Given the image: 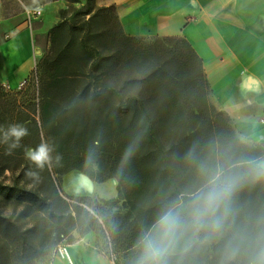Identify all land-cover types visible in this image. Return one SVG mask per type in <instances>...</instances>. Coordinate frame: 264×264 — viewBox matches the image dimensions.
I'll use <instances>...</instances> for the list:
<instances>
[{
	"label": "trees",
	"instance_id": "1",
	"mask_svg": "<svg viewBox=\"0 0 264 264\" xmlns=\"http://www.w3.org/2000/svg\"><path fill=\"white\" fill-rule=\"evenodd\" d=\"M92 1L86 0L88 8L83 15L89 17L83 20L84 22L80 24L81 26H72L61 21L50 30V45L37 62L36 69L31 76L37 70L41 73L40 95H42L40 97L47 99L48 103L52 102V98L60 95L65 96L66 106L60 108V118L61 115L68 114L71 115L68 119H71L72 116L82 111L78 110V102L81 98H85L89 106H84L82 109H90L97 112L99 116H105L104 118L115 126L113 128L118 138L121 135L123 139L126 138L128 145L135 144V149L140 151L138 155L139 163L147 161L153 167V173H149L147 177L137 180L141 187L148 191V197L145 198V201L139 198L138 189L134 186L131 187V191L134 192L133 195L123 197L119 178L112 176L119 181L118 201L124 200L127 202V207L131 213L128 215V221L126 222H124L126 217H123V221V218L118 216V214H114L112 217L106 218V220L111 224L110 228L112 234L117 238V243L122 246L131 244V247H133L139 225L146 216H150L152 211H154L156 199L166 191L179 187L189 180L190 175L187 170L183 167L178 168L175 166L173 155L179 151L182 153L181 155H184L187 148L199 136V133L196 132L191 135L183 134L175 142L170 143L168 148L163 145L157 129L165 121L159 110L160 107H163L164 102L160 101L161 105H159L158 94H162L163 90L180 87L183 90L180 93L185 95L188 93L186 96L189 97V101L194 106V109L198 111V115L204 114L203 118H205V121L212 119L215 115H208L206 110V107H208V105L206 106V101L209 102V89L202 61L184 38L154 37V41L158 44L156 51L163 58L161 60L162 63H158L155 67L152 65V67L142 72H134L127 76L126 79H123L125 64L119 63L117 55L105 56L98 47L90 44L88 42L91 34L90 30L101 12L112 11L114 22L118 25L126 41L140 43L142 38L124 35L114 6L94 10V7L91 6ZM106 17L108 19V16ZM104 19L106 18L104 17ZM151 50L153 51L154 48L142 45L138 51L147 57L151 54ZM68 59L80 61L82 66L77 65L71 70L68 66ZM167 65L171 67V70L166 71L168 70L165 68ZM83 67L86 69L90 68V70L102 69V74L108 81H103L97 88H92L90 84L76 80L75 77L81 75L80 69H84ZM136 83H144L150 90L154 89L149 100L137 99L134 98V94L131 96L126 94V89ZM172 93L177 94V92ZM54 107L58 106L54 105ZM211 109L216 113L217 110L214 105ZM218 114L223 113L218 110ZM43 115L44 121H46L49 116L47 108H44ZM174 121L178 122L179 125H185L182 115L176 117ZM12 123L15 122L11 116V110L2 109L0 111V127H7V125ZM110 123L108 122V124ZM28 127H33V129L28 130L29 134L25 138L30 137L35 139V142L26 143L22 140L20 142L21 146L12 150L11 154L8 152L7 145L0 142V150H4L9 157H20L25 155V148H35L39 145L41 143V133L38 127L34 124L27 126V129ZM45 130L48 137V142L47 140L45 142L54 148L52 156L55 158L59 151L55 147L56 145L51 144L49 141L53 130L47 124L43 125V131L45 132ZM117 142L119 141L116 140L114 144L116 145ZM246 150L252 155L264 154V150L258 147L247 145ZM52 163V170L55 174H63L72 169L83 171L81 168L60 170L54 160ZM83 172L93 180L98 181L85 171ZM45 173L44 190H40L37 185L34 186L32 181L20 183L17 179H14L11 184L0 182V197L6 201L32 206L48 220H54L62 216L57 210V204L68 205L61 195L73 200L84 198L65 195L59 190L60 186L53 180L48 169ZM28 183H31L32 186L27 187ZM256 192H260V189H257ZM118 201L102 200L101 202L115 206ZM28 216L21 211L9 215L3 213L0 209V239L11 242L15 246L12 256L21 264H30L32 258L43 252L45 245L49 243L48 240L42 239L40 236L42 230L27 221ZM84 220L89 224L92 222L98 224L95 216L86 211L84 212ZM128 257L132 258L130 254ZM4 259V251L0 247V264H4ZM125 264H130V261Z\"/></svg>",
	"mask_w": 264,
	"mask_h": 264
},
{
	"label": "rangeland",
	"instance_id": "2",
	"mask_svg": "<svg viewBox=\"0 0 264 264\" xmlns=\"http://www.w3.org/2000/svg\"><path fill=\"white\" fill-rule=\"evenodd\" d=\"M49 1H58L60 4L59 22L63 21L72 26H81L80 24L84 22L83 20L89 17L83 15L88 8L86 0ZM91 6L94 7V10L105 8L98 6L97 0H93ZM106 16H108V19ZM90 33L88 39L90 44L98 47L105 56L117 55L119 63L125 64L123 79H126L127 76H130L134 72H142L152 67V65L155 67L163 59L161 58L162 55H158L156 51L158 44L154 41V38L140 39V43L126 41L118 25L114 22L112 11L101 12L93 24ZM49 45L50 38L48 33L45 37L42 56ZM142 45L154 48L153 51L151 50L152 52L149 56L146 57L141 52L139 53L138 50ZM130 50L131 52H129ZM128 61L130 62L127 64ZM67 62L71 70L77 67V65L82 66L80 61L68 59ZM165 68L168 69L166 71L171 70V67L168 65ZM80 71L82 72L81 75L75 77V79L82 83L90 84L92 88H97L103 81H108V79L104 78L102 69L90 70V68H84L80 69ZM40 80L41 73L37 70L33 76L29 77L26 84L18 89H10L0 83L2 87H0V111L2 109H10L13 121L15 123L22 122L25 127L30 124L36 125L41 133V142H45L46 140L48 142L46 130L45 132L43 131V125H49L50 129L53 130L49 141L51 144L56 145L55 147L59 151L56 156L60 157L59 162L55 158L53 160L60 170L81 168L97 180L116 176L119 178L123 197L133 195L134 192L131 191V187L134 186L138 189L139 198L145 201V198L148 197V191L144 187H141L137 180L147 177L149 173H153V167L147 161L139 163L138 155L140 151L135 149L130 160L125 162L124 155L130 144L128 145L126 138L123 139L121 135L118 138L115 135L113 128L115 126L104 118L105 116H99L97 112L90 109H82L84 106H89L85 98H81L78 102V110L82 111L72 116L71 119H68L71 116L68 114L61 115L60 118L61 113L59 110L66 106L65 96L60 95L52 98V102L48 103L47 99L40 97L42 95H40ZM126 91V94H130V96L134 94V98L149 100L154 89L150 90L144 83H136L130 85ZM172 92H177V94H173ZM180 92H183L180 87H173L171 90H163L162 94L159 93L157 97L159 102H164L163 107H160L159 110L165 121L157 129L164 146L168 148L170 143L175 142L179 136L183 134L191 135L193 132L199 133L197 140L200 141L209 139L240 141L226 116L218 114L216 107V113L213 112L211 107L214 104H212L210 97L209 102L206 101V106L208 105L206 110L208 115L212 114L215 116L205 121V118H203L204 114L198 115V111L194 109V106L189 101V97L186 96L188 93L185 95ZM161 102L159 105H161ZM54 105L58 107H54ZM44 108H47L49 113L46 121H44L45 118L43 117ZM179 115H182L185 121L184 126L174 121ZM76 118L78 119L75 120ZM31 129L33 127H28V130ZM116 140L119 142L115 145ZM23 141L32 143L35 142V139L24 137ZM181 154L179 151L173 155L174 164L178 168H182L180 161L183 155ZM52 164L40 169L26 159L25 155L9 157L5 154L4 150H0V182L11 184L14 179H17L20 183L32 181L34 186L37 185L40 190H44L45 172L48 169L53 180L60 186L59 180L62 173L55 174L52 170ZM31 186V183L27 184V187ZM61 196L66 200L68 205L57 204V210L62 216L54 220H48L32 206H26L14 201H6L0 197V209L3 213L10 215L21 211L29 215L27 221L30 224L38 226L42 230L40 233L42 239L49 241L45 245L44 251L32 258L30 264H50L55 246L72 242L77 236L86 235L91 232L97 235L103 246H110L112 240L114 244L112 246H114L120 257L117 260L118 262L125 264L131 260L128 256L129 254L133 256V247H131V244L123 246L118 244L117 238L112 234L111 224L106 220V218L118 214L122 218L126 217L125 221L123 218L124 222L128 221L127 217L131 211L127 207V202L121 200L123 206L116 203L115 207L119 206L118 210L114 209V206L111 204H105L96 198L84 197L73 200L66 198L64 195ZM85 211L94 215L95 219L98 220V224L86 222L84 220ZM0 247L4 251V264H21L12 256L15 246L11 242H7L1 238Z\"/></svg>",
	"mask_w": 264,
	"mask_h": 264
},
{
	"label": "crops",
	"instance_id": "3",
	"mask_svg": "<svg viewBox=\"0 0 264 264\" xmlns=\"http://www.w3.org/2000/svg\"><path fill=\"white\" fill-rule=\"evenodd\" d=\"M114 6L128 37H181L202 61L214 106L228 119L236 136L264 150V0H97ZM42 14L29 20L26 10ZM60 4L49 0H0V83L22 87L42 56L45 37L58 22ZM68 196L119 200V181L93 180L72 169L60 176ZM118 201V205H122ZM119 207V206H118ZM114 206V209H118ZM109 240V238H108ZM110 241V240H109ZM112 243V244H111ZM111 245L94 232L66 243L67 258L50 264H124Z\"/></svg>",
	"mask_w": 264,
	"mask_h": 264
},
{
	"label": "clouds",
	"instance_id": "4",
	"mask_svg": "<svg viewBox=\"0 0 264 264\" xmlns=\"http://www.w3.org/2000/svg\"><path fill=\"white\" fill-rule=\"evenodd\" d=\"M28 134L12 123L0 127V142L11 154ZM250 144L193 141L180 161L189 180L156 199L139 225L130 264H264V154L249 153ZM134 151L130 145L125 162ZM53 152L41 142L25 148V157L43 169Z\"/></svg>",
	"mask_w": 264,
	"mask_h": 264
},
{
	"label": "built area",
	"instance_id": "5",
	"mask_svg": "<svg viewBox=\"0 0 264 264\" xmlns=\"http://www.w3.org/2000/svg\"><path fill=\"white\" fill-rule=\"evenodd\" d=\"M37 9L38 8L26 10L29 20L36 19L41 16L42 14L41 10L39 9V11H37ZM26 82L27 81H24L22 86L25 85ZM53 253L54 256L60 257L61 259H66L67 258L66 244H58L57 246H55Z\"/></svg>",
	"mask_w": 264,
	"mask_h": 264
}]
</instances>
